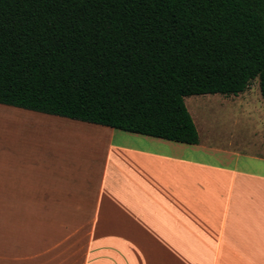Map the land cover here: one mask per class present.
<instances>
[{"label": "crops", "instance_id": "obj_1", "mask_svg": "<svg viewBox=\"0 0 264 264\" xmlns=\"http://www.w3.org/2000/svg\"><path fill=\"white\" fill-rule=\"evenodd\" d=\"M244 96L186 105L196 145L0 107V264H264V108L223 115Z\"/></svg>", "mask_w": 264, "mask_h": 264}, {"label": "trees", "instance_id": "obj_2", "mask_svg": "<svg viewBox=\"0 0 264 264\" xmlns=\"http://www.w3.org/2000/svg\"><path fill=\"white\" fill-rule=\"evenodd\" d=\"M264 98V0H0V104L196 145L185 98Z\"/></svg>", "mask_w": 264, "mask_h": 264}, {"label": "rangeland", "instance_id": "obj_3", "mask_svg": "<svg viewBox=\"0 0 264 264\" xmlns=\"http://www.w3.org/2000/svg\"><path fill=\"white\" fill-rule=\"evenodd\" d=\"M243 94L245 95L244 97H246V98L239 101L235 107L227 110V112L224 111V113H223V115L226 114L227 118L231 116L232 124L229 126L231 127V131L234 132V134L236 133V131H237L236 129L238 127H236V128L233 127V124H234L233 120L236 123L246 122L248 128L250 129L249 130L250 133H253V130L256 128V123L254 120H251L248 118L247 113L250 114V117H252L253 114H255L257 116V112H259V110H262L264 108V98H263L261 91H260L259 79L254 80L251 83L250 88L246 92H244ZM220 97H223V96H220ZM195 99H197V96H190V97L185 98V103L188 106V108H190L192 110H194V109L196 110V108H194V106L196 107V104L194 103ZM0 107L10 109L11 106L0 105ZM244 114H246V116ZM212 117H213V119H215V114H212ZM252 119H253V117H252ZM199 120L200 119H198V124L200 125V130H202V132H203L202 121H199ZM258 140L254 139V137H252L248 140V143H252L254 141L258 142ZM259 141L261 142V140H259ZM255 149L258 151L257 148H255ZM245 150L247 152H252V153L254 152V150L251 149V145L247 146ZM259 151L261 152L262 149H260Z\"/></svg>", "mask_w": 264, "mask_h": 264}]
</instances>
